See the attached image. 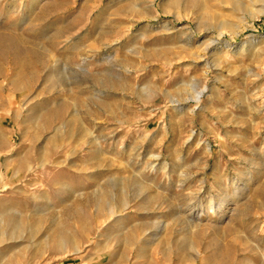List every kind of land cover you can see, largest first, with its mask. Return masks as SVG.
Segmentation results:
<instances>
[{
    "label": "rangeland",
    "instance_id": "obj_1",
    "mask_svg": "<svg viewBox=\"0 0 264 264\" xmlns=\"http://www.w3.org/2000/svg\"><path fill=\"white\" fill-rule=\"evenodd\" d=\"M0 264H264V0H0Z\"/></svg>",
    "mask_w": 264,
    "mask_h": 264
},
{
    "label": "bare ground",
    "instance_id": "obj_2",
    "mask_svg": "<svg viewBox=\"0 0 264 264\" xmlns=\"http://www.w3.org/2000/svg\"><path fill=\"white\" fill-rule=\"evenodd\" d=\"M198 97H199V96L197 95L196 98L198 99ZM74 249H75V248H74Z\"/></svg>",
    "mask_w": 264,
    "mask_h": 264
}]
</instances>
